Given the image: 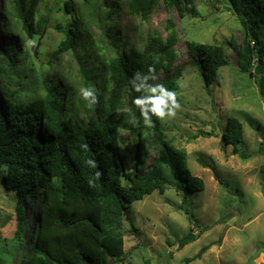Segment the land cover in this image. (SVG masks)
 <instances>
[{"label":"trees","instance_id":"obj_1","mask_svg":"<svg viewBox=\"0 0 264 264\" xmlns=\"http://www.w3.org/2000/svg\"><path fill=\"white\" fill-rule=\"evenodd\" d=\"M228 2L243 25V44L232 39L224 45L185 42L189 63L207 86L229 64L225 46L232 49L239 72L252 75L262 69L264 0ZM2 4L1 24L8 35L0 44V90L6 97L0 111V171L4 187L16 195L17 229L12 243L20 245H11L10 251L20 252L22 264H123V223L130 221L132 203L155 190L163 193L167 185L182 191L184 203L189 193L204 190L203 179L189 170L185 153L165 138L151 102L135 103L137 98L161 96V109H173L159 90L146 91L158 85L174 92L176 104L180 103L182 68H174L175 22L169 15L166 36L156 29L148 31L139 45L130 41L127 29L110 21L120 0L56 3L55 10L64 12L66 19L53 25L63 37L47 62L58 71L34 77L43 94L21 101L17 98L26 91L29 77L23 67L27 49L21 43L44 32L51 22V7L45 0ZM123 4L128 16L143 21L160 6L176 9L181 17L195 10L194 0H126ZM62 54L70 56L67 71L58 65ZM72 61L78 64L75 78ZM259 81L262 88L264 77ZM83 90L91 91L88 99L83 98ZM142 112H147L150 123H145ZM121 129L134 138L133 170L126 169L120 151ZM243 134L242 122L228 116L222 142L246 158L236 146ZM151 146L158 153L144 169ZM34 202L36 215L24 246L26 204ZM196 237L188 231L179 247Z\"/></svg>","mask_w":264,"mask_h":264},{"label":"rangeland","instance_id":"obj_2","mask_svg":"<svg viewBox=\"0 0 264 264\" xmlns=\"http://www.w3.org/2000/svg\"><path fill=\"white\" fill-rule=\"evenodd\" d=\"M3 1L0 0V44L8 35L1 24ZM63 1L45 0L51 7V22L41 35L27 40L25 37L21 43L27 49L23 67L29 77L26 91L18 95V100L27 101L43 94L34 77L41 73L52 76L58 71V67L50 68L47 61L63 37L53 26L66 19L64 12L55 10L56 3L61 6ZM111 1L106 0L108 4ZM125 1L120 0L119 8H115L118 13L113 11L110 21L127 29L131 42L140 45L141 38L155 29L166 36L167 17L170 15L175 22L178 43L174 68H182L180 103L171 109L174 114L159 117L160 125L165 138L185 153L191 173L203 179L204 190L189 193L184 203L182 191L167 185L163 193L155 190L132 203L128 212L130 221L123 223V264H264V83L262 88L259 85L264 77V61L261 72L241 73L232 49L225 46L229 64L221 67L216 79L207 86L198 69L189 63L185 42L224 45L232 39L243 44V25L228 0H194V14L185 13L184 17L174 8L167 11L160 6L146 21L128 16ZM101 11H105L104 6ZM94 30L99 33L96 27ZM36 46L34 56L32 49ZM69 59V54L60 56L58 65L61 64L62 71L68 70ZM71 69L75 78L78 71L75 61ZM82 96L88 99L83 92ZM4 100L6 97L0 90V111ZM228 116H235L243 124V138L236 146L246 158L234 153L232 145L222 142ZM119 144L126 169L133 170V135L121 129ZM157 153L153 146L148 149L144 169ZM2 178L0 171V264H22L18 262L20 252L10 251L11 245H18V241L12 243L17 229L16 195L4 187ZM37 206V202L26 204L24 246L30 240ZM188 231L197 237L180 248L179 240ZM198 252L201 253L196 257Z\"/></svg>","mask_w":264,"mask_h":264},{"label":"clouds","instance_id":"obj_3","mask_svg":"<svg viewBox=\"0 0 264 264\" xmlns=\"http://www.w3.org/2000/svg\"><path fill=\"white\" fill-rule=\"evenodd\" d=\"M160 91L161 93H163V96L164 97H167L168 99H170V101L172 102V105L175 106V107H178V105L176 104V96H175V93L174 92H171V91H168L166 90L163 86H156V87H152V88H147L146 91H149L151 93H154V92H157V91ZM83 94L85 96H88V95H91V91L90 90H83ZM151 102L152 104V111L158 116V117H165V115H172L174 114L171 109L169 110V112L166 114L164 111H162L160 105L164 103V99L161 97V96H148V99L145 100V99H140V98H137L135 103L137 105H144L148 102ZM143 116H144V120H145V123H150V118L147 114V112H142Z\"/></svg>","mask_w":264,"mask_h":264},{"label":"water","instance_id":"obj_4","mask_svg":"<svg viewBox=\"0 0 264 264\" xmlns=\"http://www.w3.org/2000/svg\"><path fill=\"white\" fill-rule=\"evenodd\" d=\"M39 45V42H38V44H37V46ZM37 46L36 47H34L32 50H33V54H34V56H36V48H37Z\"/></svg>","mask_w":264,"mask_h":264}]
</instances>
